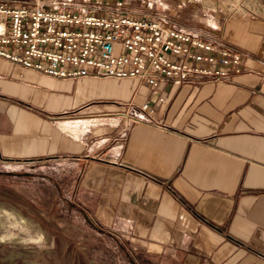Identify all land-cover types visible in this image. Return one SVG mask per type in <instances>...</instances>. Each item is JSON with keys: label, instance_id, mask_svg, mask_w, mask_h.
Wrapping results in <instances>:
<instances>
[{"label": "crops", "instance_id": "0c3cea01", "mask_svg": "<svg viewBox=\"0 0 264 264\" xmlns=\"http://www.w3.org/2000/svg\"><path fill=\"white\" fill-rule=\"evenodd\" d=\"M218 35L239 72L156 94L0 58V177L50 184L58 166L55 197L129 264H264V16L225 18ZM112 100H147L162 124L128 122Z\"/></svg>", "mask_w": 264, "mask_h": 264}, {"label": "built area", "instance_id": "2783aa9c", "mask_svg": "<svg viewBox=\"0 0 264 264\" xmlns=\"http://www.w3.org/2000/svg\"><path fill=\"white\" fill-rule=\"evenodd\" d=\"M125 0H0V58L48 76L136 79L157 93L241 70V54L222 40L134 15ZM163 101V96H158ZM125 106L123 119L160 126L150 103Z\"/></svg>", "mask_w": 264, "mask_h": 264}, {"label": "rangeland", "instance_id": "374dc122", "mask_svg": "<svg viewBox=\"0 0 264 264\" xmlns=\"http://www.w3.org/2000/svg\"><path fill=\"white\" fill-rule=\"evenodd\" d=\"M125 2L131 14L163 17L178 28L220 40L225 18L264 16V0ZM53 167L50 184L40 175L28 181L0 177V264H129L105 233L91 229L78 210L55 197L68 179Z\"/></svg>", "mask_w": 264, "mask_h": 264}]
</instances>
